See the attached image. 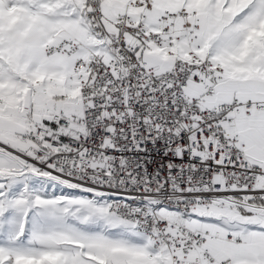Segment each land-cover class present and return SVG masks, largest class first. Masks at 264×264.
I'll list each match as a JSON object with an SVG mask.
<instances>
[{
	"label": "snow or ice",
	"instance_id": "obj_1",
	"mask_svg": "<svg viewBox=\"0 0 264 264\" xmlns=\"http://www.w3.org/2000/svg\"><path fill=\"white\" fill-rule=\"evenodd\" d=\"M0 264H264V0H0Z\"/></svg>",
	"mask_w": 264,
	"mask_h": 264
}]
</instances>
